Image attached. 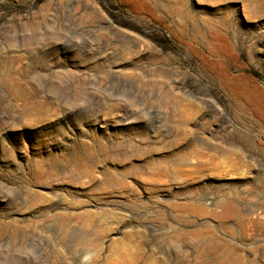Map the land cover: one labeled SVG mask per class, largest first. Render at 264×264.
<instances>
[{"label":"rangeland","instance_id":"1","mask_svg":"<svg viewBox=\"0 0 264 264\" xmlns=\"http://www.w3.org/2000/svg\"><path fill=\"white\" fill-rule=\"evenodd\" d=\"M0 264H264V0H0Z\"/></svg>","mask_w":264,"mask_h":264}]
</instances>
